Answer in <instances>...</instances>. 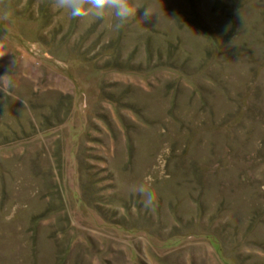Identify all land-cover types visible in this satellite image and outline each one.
<instances>
[{
  "label": "rangeland",
  "instance_id": "374dc122",
  "mask_svg": "<svg viewBox=\"0 0 264 264\" xmlns=\"http://www.w3.org/2000/svg\"><path fill=\"white\" fill-rule=\"evenodd\" d=\"M130 2L0 0V264H264V0Z\"/></svg>",
  "mask_w": 264,
  "mask_h": 264
},
{
  "label": "clouds",
  "instance_id": "9594fccd",
  "mask_svg": "<svg viewBox=\"0 0 264 264\" xmlns=\"http://www.w3.org/2000/svg\"><path fill=\"white\" fill-rule=\"evenodd\" d=\"M54 5L58 9L67 10L73 19L91 17L93 20H103L110 15L115 23L112 25L115 31L122 29L125 24L137 15L139 9L143 8L145 20L150 19L155 13L148 6L142 4H132L130 0H54ZM6 39V38H5ZM10 54L4 43H0V58ZM143 199L144 207L153 209L156 196L153 192L140 187L137 189Z\"/></svg>",
  "mask_w": 264,
  "mask_h": 264
}]
</instances>
